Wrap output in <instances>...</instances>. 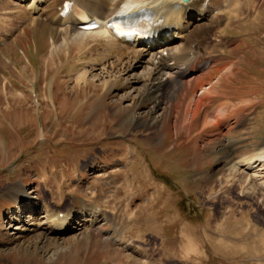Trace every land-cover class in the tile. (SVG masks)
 <instances>
[{
    "label": "rangeland",
    "instance_id": "obj_1",
    "mask_svg": "<svg viewBox=\"0 0 264 264\" xmlns=\"http://www.w3.org/2000/svg\"><path fill=\"white\" fill-rule=\"evenodd\" d=\"M31 2L0 3V264H264V173L237 166L264 145V0L206 4L211 14L197 23L211 29L194 45L225 67L212 73L225 85L213 82L196 99L222 123L214 130L201 114L179 136L174 99L138 100L143 84H126L148 71L126 74L118 58L101 61L105 40L69 47L74 33L64 26L54 44L49 31L21 18L37 19ZM172 42L182 47L174 36L161 47ZM16 184L36 203L33 212L19 214L2 196ZM93 206L108 220L83 229L81 211ZM71 207L75 225L53 257L56 246H37L30 222Z\"/></svg>",
    "mask_w": 264,
    "mask_h": 264
},
{
    "label": "bare ground",
    "instance_id": "obj_2",
    "mask_svg": "<svg viewBox=\"0 0 264 264\" xmlns=\"http://www.w3.org/2000/svg\"><path fill=\"white\" fill-rule=\"evenodd\" d=\"M23 1L27 0H16V2L18 3H21ZM31 1L33 2H31L32 5L31 3H29L30 6L28 7V10H31L32 6H34L35 4L32 10L37 14V19H24L23 17L21 18L23 20H27L28 23L30 21L33 22L32 25L34 27H38L42 31H49L51 36H53L52 38L54 44L56 42V34L59 33L57 28H61L62 26H64V28H62L64 32L74 33V38L72 40H69L70 38H66L68 45L70 43L72 44L73 42H75V45L79 44L81 47H83L92 40L93 42L105 40L106 47H104L105 49L103 50H105L106 54L102 53L103 55H101L100 57L101 61L105 57H110V59L113 57H115V59L118 58L122 64V69L120 67L119 68L121 69V72H124L126 74L134 71L135 68H141L144 71H148L145 75H140L138 73L127 77V79H125L126 84L129 87L132 84H143V89L139 92L136 91L138 93V100H143L148 97H151V99H156V101L160 99H174L172 106L173 111L178 110L181 114H178V111L176 112V115L178 114L175 117V133L177 134V136H179L180 133H182V130L184 129L189 131V127L191 126L190 124L201 114L205 115L206 124L214 123L215 120L213 121V118L211 119L212 114L210 116V112L207 113L205 111V108H207V106L204 108V102L201 99H196V96L199 91L204 94V92H206L207 90L210 91L215 89L213 87L215 83L219 84V86L225 85L222 82L221 78L212 77V73L214 71L217 70V72L222 73L223 71H225V67L217 64L218 60L215 57H207V54L205 55L202 52V49L204 47L201 49L194 45L196 43V40L199 39V36L205 34V32L210 31L211 29L209 27H206L203 23L197 22H201V17L199 16H205V19H207V16H210V8H208L209 6H206V2L209 3L213 0H193L189 3H185L184 0H104L105 2L103 0ZM0 3H2V0H0ZM66 4H70L71 9L70 12L65 15V13L63 14V12ZM51 8H54L55 14H53L51 17H44L47 11L52 10ZM140 10L148 12L150 17L152 18V31L149 33V35L159 36L162 33H169L171 31H174V33L172 32L173 36L175 38H178V41L180 42L182 47H174V42H172L166 44L164 48H162L160 45H158V42L150 44L144 42L142 39L145 36L140 35H137V37H135L134 45H129L125 41V38L119 39L112 32V30L107 29V24L109 22L115 21L117 17L125 16L127 14H130L131 12H137ZM26 12L27 11H22L18 14L24 15L25 17L27 15ZM199 12L202 15H200ZM13 13L14 11H10V13L8 14L17 15ZM196 14H198V17L196 16L195 18ZM91 20H95L98 23L99 28L94 31L90 29L82 30L81 27L89 23ZM159 39L164 40L165 37L162 38V36H159ZM15 41H17V38L15 39ZM71 44L69 45V47L71 46ZM194 46H196L197 48ZM168 50H171L173 53L169 51L165 56V52ZM93 51L94 49L89 50L90 53ZM116 61L118 62V60ZM101 64L99 63L96 65L98 66ZM108 64H110L108 65L109 67L113 65V67L115 68L117 63L115 64L114 62H108ZM106 66L107 65L103 66L104 70L107 69ZM203 66H206L208 68L205 73H202ZM88 67H90V69H93L94 66ZM143 78L144 83H142ZM207 79H211L210 83H207ZM81 80L82 79H79L78 77V81ZM86 80H84L83 82L81 81L82 84L80 83L79 87L91 88L92 84L90 82H87ZM175 89L178 92H176L177 94H175L174 92ZM243 89H245V87ZM225 94L228 95L230 93L229 91H226ZM129 96H126V99H128ZM238 97H240L238 98L239 102H242L243 104L245 99L244 92L243 94L238 93ZM162 100L161 102L158 101L160 102V105L164 102H162ZM211 102L212 101H210L209 103ZM228 104H230V99L227 98V100H225L220 107H217L218 105L216 107L219 109V111L225 112L224 109L229 106ZM155 109L158 110V107ZM183 110L184 114L182 113ZM150 112H152V110ZM164 114L165 113H162L161 117L165 116ZM219 114L217 113V115ZM220 116L222 117L223 115ZM141 119V117H135L134 121L137 123L141 121ZM216 119L218 118L216 117ZM182 120H184V124L180 125V122H182ZM220 123L222 122L218 120V123L216 122L213 124L214 130H217L221 127ZM237 166L247 168H250L251 166L252 169L257 170L256 173L263 174L264 145L252 159H250L249 161H240L237 163ZM257 177L258 176L254 175L252 178H250L251 182ZM2 196L8 197L14 202V204L18 206V209L20 210L19 214H23V211H34L36 203H34L32 199H30L31 196L25 191V188L20 184H16L14 186L6 188ZM27 200L31 202L28 205L27 203H24ZM81 213V226H83V229H92V226L98 224L99 222H103L104 224H106L108 220V216L102 213L100 208L96 206H93L89 209L88 207L84 208ZM100 218H102V220L99 221ZM41 219H45L46 225L48 226L46 230L37 227L41 226V224L37 222V220ZM76 219L77 217L75 216V211L73 207H71L66 213H60L52 209L50 211L47 210L44 214L40 215L36 219H32V222H30V224L32 223L34 225V229L32 231H34V234L36 236L35 239L37 242V246L40 244H42L43 247L45 246L47 248H50L51 246H56L55 252H53V254L51 255L53 257L56 256L60 250H63L61 244L59 243V238H62L69 233V230L72 229V227L75 225ZM17 225H20V227H22L18 229H25L24 222H20ZM79 236L81 237L74 236L72 242H79L80 238H84L87 236V232H81Z\"/></svg>",
    "mask_w": 264,
    "mask_h": 264
},
{
    "label": "water",
    "instance_id": "obj_3",
    "mask_svg": "<svg viewBox=\"0 0 264 264\" xmlns=\"http://www.w3.org/2000/svg\"><path fill=\"white\" fill-rule=\"evenodd\" d=\"M191 1H193V0H184V2H186V3H187V2H191Z\"/></svg>",
    "mask_w": 264,
    "mask_h": 264
}]
</instances>
